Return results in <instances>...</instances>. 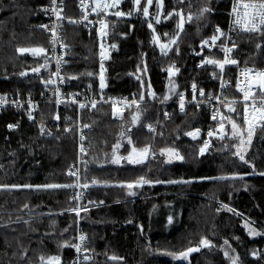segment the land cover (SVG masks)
Returning a JSON list of instances; mask_svg holds the SVG:
<instances>
[{
	"label": "trees",
	"instance_id": "obj_1",
	"mask_svg": "<svg viewBox=\"0 0 264 264\" xmlns=\"http://www.w3.org/2000/svg\"><path fill=\"white\" fill-rule=\"evenodd\" d=\"M47 2L0 0L3 9H0V93L22 92L36 98L43 93L42 81L49 77L51 61L49 69L21 76V72L31 71L42 63L43 57L14 52L20 47L49 49L48 36L40 29L46 21L43 7ZM77 2L67 0L62 12L65 17L63 43L69 49L64 75L71 92L91 89L100 97L101 61L96 36L78 24H69V19L80 17ZM191 3L190 9L187 0L183 4L179 0H164V17L174 9L183 8L185 14L190 10L195 12L205 3L212 9L201 20L186 22L177 45L179 54L176 46L169 56L162 54L152 40L148 22H153L154 10L148 18L142 14L119 20L111 17V53L104 63L107 85L103 89L104 96L134 94L139 97L143 93L145 100L150 101L149 93L154 91L158 101L165 96H170L168 100H176L192 83L204 90L217 86V80L212 78L217 67L205 64L200 68L198 63L209 56L220 59V49L209 52L203 48V55L195 56V53L201 52L202 40L213 34L215 26H227L231 0H191ZM132 5L131 0L127 1L121 11H132ZM177 21L178 17L174 16L155 25L164 42L176 35ZM234 57L242 67L264 70V36L257 33L240 35ZM173 65L172 70L179 71L168 79V69ZM71 76L77 78L70 79ZM228 99L237 101L235 107L240 116L237 117V113L231 115L241 123L240 96L233 92ZM140 108L139 123L131 127V132H127V127L134 109L124 113L123 122L114 117L112 107L108 105L82 112L83 122L94 129L88 137L87 172L84 171L83 177L87 176L89 182L93 177L102 182L87 189L83 203V207L89 209L81 215L90 240L88 255L92 259L88 264H189V261L190 264H230L221 250L225 247L224 239L235 249L234 254L239 255L240 264H264V175L258 174L264 172V128L255 132L245 156L255 165L253 169L232 155L235 141L228 137L224 141L214 139L211 151L203 156L198 154L207 131L218 125L211 120L204 106L191 104L182 116L178 106L173 105L169 107L168 118L162 116L163 107L158 104L146 103ZM57 114L59 120L55 119ZM69 115L75 117L76 109H57L48 103L42 105L32 120L13 110L0 113V185H33L32 188L0 189V264H39L41 254H58L62 264H71L73 260V247H60L65 241L74 244L76 239L77 216L70 211L75 207L72 189L36 187L73 182L67 171L76 160L77 139L74 131H65L71 125L67 122ZM10 124L17 127L10 129ZM148 124L156 126L155 133L149 132ZM195 128L201 129L199 139L192 140L184 135ZM121 131L130 135L138 147L152 145L155 157L149 156L141 165L112 163L113 145L120 140ZM127 147L124 142L117 150L118 154L126 155ZM163 147L177 149L184 160L166 162L167 157L159 155V149ZM139 175L153 180L191 182L145 185L135 196L128 195L127 189L118 186ZM221 176L237 178L219 181L217 178ZM89 200L94 203L89 204ZM224 204L235 212L223 208ZM169 216L173 217L171 224L168 223ZM246 221L263 235L250 236L244 227ZM201 237L209 238L216 247H201L199 252L190 255L189 261L182 262L164 254L165 250L181 251L196 246ZM112 255L122 259L112 261L108 258Z\"/></svg>",
	"mask_w": 264,
	"mask_h": 264
},
{
	"label": "snow or ice",
	"instance_id": "obj_2",
	"mask_svg": "<svg viewBox=\"0 0 264 264\" xmlns=\"http://www.w3.org/2000/svg\"><path fill=\"white\" fill-rule=\"evenodd\" d=\"M180 3H185V0H179ZM52 7L50 11L55 15L56 21H61L65 19L64 16H62L63 8L57 6V0H51ZM121 0H80V6L82 10V18L80 20L76 19H69V22L72 24H80L87 22V25H96L98 24V37L100 39L99 44V56H100V73H99V87L101 89L100 93V99L97 100L95 97L88 98L85 97V101L81 102L76 98L78 94H72L71 98L69 100L65 99H59L57 100V103H63V102H70L72 104H76L79 109L83 110L85 108H91L96 109L98 103H111L112 112L114 117L118 118L120 121H124V110L125 109H134V111L130 112V120L131 124L127 127V132H131V127L135 126L139 123L140 116H141V108L140 105L144 101L145 96L142 93L138 99L133 98L131 101L124 98L123 100H117L108 98L107 100L104 99L103 89L107 86L105 82V76H104V63L103 61L108 58V53L105 50V45L103 43L104 38L108 35V27L109 22L107 21L108 15H114L116 17H123V16H131L132 12L129 11L125 13L124 11L116 10L111 11L110 9H119ZM132 3L134 4V11L137 13H141L143 17L148 18L150 15L149 9L153 6V0H144V3L142 5V0H132ZM188 6L191 9L192 3L191 0H187ZM164 7V0H156V11L154 14L155 23L159 24L161 22V15L162 10ZM44 11H49V9H44ZM212 11L211 7L208 6L207 3L202 4L197 11H188L187 14H185L184 9L181 8L179 10H173L167 13V16H165V19H170L173 15L178 17V21L176 24L177 33L176 36L171 37L169 39L168 43H161L160 42V36L156 35L155 28L153 27V23L151 21L148 22V27L152 29L154 35L152 37V40L154 43L159 45V48L162 52V54L167 55V52L171 50L173 45L177 44V40L181 33L184 32L185 23H191L194 19L201 20L205 17L206 14L210 13ZM95 15L96 20H90V15ZM232 16L233 19V25L238 26L240 30L247 32V33H257L261 36H264V0H235V3L232 7ZM86 25V26H87ZM62 25L57 23L54 25L51 29V38H50V44L52 45V56L55 57V64H56V70L55 72L49 71V78L44 82L46 85H55L57 84L56 79H52V77H58L60 83L64 82V77L61 76V65L63 63H66V61L63 60V56H57L56 55V45L60 44L61 47L66 48L67 45L63 43V40L58 35L57 29L60 28ZM40 27L44 29H48L47 24L40 25ZM233 29H230L229 31H232ZM91 32V29H89ZM165 36H167V33H164ZM223 39V43L219 45V49L221 52L224 53L223 59H216L212 56L206 57L202 60L201 66L204 64L208 65H214L222 74L224 72L226 65H238L239 61L235 58H232L229 54L234 50L236 47V44L233 42L231 46L228 45L227 41H231L232 37L229 33L224 32L218 25L215 26V31L213 34L207 38L202 40L201 42V52L197 53V55H202V51L204 46L214 47L217 44V41H220ZM115 47V45H113ZM257 47H260V45H257ZM17 51L20 54L24 53H30L33 57H43V62L39 63L36 67H33L31 69L34 73H40L41 68L49 69V60L52 59L48 55V50L44 48L43 46H36V47H20L17 49ZM176 52L179 54V48L176 47ZM174 65L171 66L168 71L170 74L174 75L173 72ZM146 71V66H145ZM179 69H176V72H178ZM21 76L27 75V72H21ZM89 75H92L89 73ZM214 78H219L221 80V89L225 87V83L223 81L222 75L220 77H216V73H212ZM240 77L242 79H238L236 82V87L240 93L243 95V113H242V122L238 123L237 119L233 118L231 115L232 113H237V108L235 107L237 101L236 100H229L226 96L221 99L220 95L212 96L209 95L207 97V100L211 106V101L215 99L217 101V104L222 107L227 108L228 114H223L219 112V109L216 108L213 111L212 119L217 120V116L219 115V121L218 127L211 128L207 131L206 135L210 139L213 136H216L217 139L224 141L225 137H228L230 140H234L235 143L232 145V147L235 149V151L232 153V155L239 158L240 161H242L245 164H249L253 169H255V165H252L249 160L245 158L248 147L252 143L253 136L255 134V130L257 127L264 128V70H255L253 68H249L245 66L240 70ZM76 76H71L70 79H76ZM137 79H140V77H137ZM144 86V81L141 80V87ZM91 85H89V88ZM148 87H151L150 81L148 84ZM175 87V86H173ZM192 98L191 102L195 103L197 107L200 106L201 103L204 101H198L197 100V85L196 83H192ZM54 93H59V88L54 89ZM153 99L156 97V93L154 91L149 93ZM257 94H259L257 96ZM199 96L205 97V91L203 88L199 89ZM170 99V96H165L161 100V103L164 101ZM185 96L183 94H179V109L181 112L185 111ZM259 100V103L257 102ZM249 101H251L249 103ZM8 99L6 96H0V105H4L8 103ZM12 103H18L17 101L13 100ZM29 105H32V101L29 98L28 100ZM165 117H168V113H164ZM240 116V113H237V117ZM29 118H33L31 116V112H29ZM56 120H59L60 117L57 114L55 116ZM226 124H229L230 131H225ZM10 129L17 127V125H8ZM90 127L89 124H84L83 128ZM122 127L124 125L122 124ZM147 128L150 132L155 133L156 129L152 126V124H148ZM65 131L70 132L72 131L71 128H66ZM44 132V126L41 125V134ZM82 132V130H81ZM159 135H163V133H159ZM184 135L191 137L192 140H197L200 138L201 135V129L195 128L191 131H186ZM179 138V137H177ZM86 139V137L81 134L80 135V141L83 142ZM126 142L128 147L125 149L126 155H119L118 151L123 146V143ZM210 147V143L208 140H205L202 143V146L199 148V155L203 156L206 152V150ZM225 149H227L228 145H224ZM80 153L82 155H87V151L81 143L80 145ZM156 155V152L152 150V145L147 144L142 147H138L136 143L133 142V139L130 135H128L125 131H121L120 133V140H118L113 145V151H112V160L111 162L114 164H119L121 161H127L129 164H140L143 163L149 156L154 158ZM159 155L166 156L168 163H171L173 158L183 161L184 156L180 154V152L173 148V147H163L159 149ZM80 163L87 164V161H84L81 159ZM85 172H87V169H84ZM259 175H264V172L258 173ZM67 175L69 177H74V181L71 183H50L46 185H37L36 187H43L46 189H88L92 185H98L102 183L96 178H92L89 182L87 176L82 177L81 176V170L76 168L75 165H72L69 167L67 171ZM236 176L232 177H226L221 176L217 179H236ZM241 179L243 177H240ZM191 181L188 180H181V179H169L167 181L160 180V179H150L147 178L145 175H139L137 178H135L132 181L128 182H121L119 183V187L125 188L128 190V195L135 196L136 192L133 191V189H139L143 188L145 185H153V184H160V183H168V184H186L190 183ZM104 184H108L107 181L103 182ZM18 188V187H25V188H32L33 185L27 184L23 186L19 185H0V189L3 188ZM83 193L81 192H75L71 199L79 201L81 199V196ZM89 204L94 203L93 201L89 200ZM101 203H103L101 201ZM25 208L28 207V205L24 206ZM223 208H226L229 212H235L234 209L228 207V205L224 204L222 205ZM70 211L74 212L77 217L80 216L82 211H89L87 207H73L70 209ZM219 211V209H218ZM239 215V213H236ZM173 221V217H168V223L171 224ZM25 223H28L25 221ZM131 223V221H129ZM244 227L247 228L248 234L250 236H257L261 235L260 232H258L255 228L249 226V222H245ZM67 231V229H65ZM141 231H143V226H141ZM236 239H239L236 237ZM87 240L86 235L81 234L79 236V243L71 244L70 241L63 242L60 247H73L78 254V260L81 261V264H87L92 257L88 255L90 249L85 246V242ZM191 243V242H190ZM223 247L221 250L223 251L224 257L230 261V264H240V258L238 254L232 255L230 253H235V249L231 247L229 241L227 239L223 240ZM201 247L203 248H214L216 247L213 242L207 238V237H201L198 244L196 246H189L186 250L181 251H168L165 250L164 254L171 256L174 260L177 261H189V257L193 252H199L201 250ZM24 255H27V252L24 253ZM253 255L255 256L256 253L253 252ZM112 261H118L122 258L117 257L116 255H112L108 257ZM39 264H62L61 256L56 255H43L41 254L39 257ZM73 264H76L74 261ZM190 264V261H189Z\"/></svg>",
	"mask_w": 264,
	"mask_h": 264
},
{
	"label": "built area",
	"instance_id": "obj_3",
	"mask_svg": "<svg viewBox=\"0 0 264 264\" xmlns=\"http://www.w3.org/2000/svg\"><path fill=\"white\" fill-rule=\"evenodd\" d=\"M66 1L67 0H57V6L58 7H62L63 11L65 10ZM234 3H235V0H231L230 8H229V11H228V23H227V26L225 28H221L224 32L229 33L231 35V37H232L231 41H227L229 46H231L233 42L236 44L237 43V39H238V37L240 35L250 34V33H247V32H244V31L240 30L238 26L233 25L234 17L232 16L231 13H232V7H233ZM52 6L53 5L51 3V0H48V2L44 5L43 10L44 9H49V11H44L45 14H46L45 24H47L49 27H48V29H44V28L40 27V29L42 31H44L46 33V35L48 36V40H49L48 54H49L50 57H52V59H50L51 64H52L51 72H55L56 64H55V57L52 56V52H51L52 45L50 44V38H51L50 29L54 25H56L57 23L62 25L60 28L57 29V32H58V35L63 40V20L56 21L55 15L50 11ZM77 8H78V11H79V14H80V17H79L78 20H80L82 18V15H83L82 10H81V6H80V0H78V2H77ZM89 19L95 21L97 18L93 14V15L89 16ZM107 21L109 22L108 35L104 38L103 43L105 45V50L108 53V58L105 59L103 61V63L108 61L110 53H111V49L109 47V41H110V34H111V31H112L113 21H112V18L110 16H107ZM69 24H72V23L69 22ZM78 25L80 27H82L83 29L87 30V31H89V29H91V32H93L95 34V36H96V40H97L98 48H99V44H100L101 41H100V39L98 37V34H97L98 27H99L98 24H96L94 26L93 25H87V22L85 21L84 23H80ZM230 29H233V30L229 31ZM223 42H224L223 39H221L220 41H217L216 46H214V47L204 46V49L206 51H209V52H214L216 49H219V45L221 43H223ZM235 49H236V47L229 54L232 58H235L234 57ZM98 50L100 51V49H98ZM68 51H69V49H67V47L66 48L61 47L60 44L56 45V55L57 56L62 55L63 56V60L66 61V62H67V58H68ZM99 51H98V57H99V60H100ZM221 53H222V56H221L220 59H223L224 53L223 52H221ZM202 55H203V52H202ZM195 56H198L197 53H195ZM201 62H202V60L198 63V66L200 68H202L205 65L204 64L203 66H201ZM65 65H66V63H63L61 65V73H60L61 76L64 77V82L60 83L58 77H52V79H56L57 80V84H55V85H46L43 82L44 91L37 98L34 97V95L24 94L22 92H15V93H9V94L0 93V96H6L8 101H9L8 103H6L4 105H0V113H2L5 110L6 111L7 110H13V111H16L18 114L26 117L27 119L32 120L35 117V115L38 114L41 111V107H42V105L44 103L52 104L57 109H60L62 107L75 108L76 111H77V115L75 117H72L71 115H69L67 117V122L71 123L69 128H71L72 131H74L76 133V139H77L76 160L70 166L75 165L76 168L80 169L81 170V176L83 177L84 169H85L87 164L86 165L82 164V163H80V161H81V159L84 160V161H88L87 160V155H88V137H89V134H91L94 131V129L91 126L88 127V128H83V125L86 124V123L83 122L82 112H84V111H94V110H96L97 108H99L102 105H108V106L111 107V103L110 102L109 103L101 102V103L97 104V108L96 109H91L89 107V108H85L83 110L79 109L76 104H72L70 102H63V103H59L58 104L57 100L65 99L67 101V100H69L71 98L72 94H78L76 96V98L78 100H80L81 102L85 101V97H88V98L95 97L97 100L100 99V97L96 96L92 92L91 89H86V90H84V91H82L80 93L71 92L69 90V88H68V83H67L66 77L64 75ZM242 68H244V67H242L240 65V63L238 65H226L225 69H224V72L222 74L220 73V70L217 68V71H215L216 77H220L222 75L223 81L225 83V87L223 88V90L221 89V80L219 78H214L213 75H212V78L216 79L218 84H217V86L214 89L204 90L205 91V97H200L199 96V88L197 87V93H196L197 100L198 101H201V100L204 101L200 105L204 106L209 111L210 118L212 117L213 111L216 108H218L219 112H221L223 114H228V113H227V108L219 106L215 99H213L211 101V106H210V104H209V102L207 100V97L209 95H212V96L220 95L221 99H223L225 96L228 98V96L230 94H232L233 92L238 93V95L240 96V100H239L238 103L241 105L242 113H243V103H244L243 102V95H242V93H240L238 91V89L236 87L237 80L238 79H242V77H240V70ZM173 72L175 73L174 75L168 73V75H167L168 79H172L176 75V71L173 70ZM46 80H44V81H46ZM57 87L59 88V93L58 94L54 93V89L57 88ZM181 94H183L185 96V98H186L185 99V111L181 112L180 109H179L178 112H179L180 115L184 116L186 114V112H187V107L189 105L195 104V103L191 102V98H192V94H193L191 87H189L187 89V91H185V92H183ZM258 95L259 94H257V96ZM29 98L32 101V105H29V103H28ZM108 98L117 99V100H123L124 98H126L127 100L131 101L133 98L138 99L139 97H137L134 94H125V95H121V96H108V95L104 96L105 100H107ZM13 100L17 101L18 103H12ZM250 102L251 101H249V103ZM257 102L259 103V100H257ZM146 103H152V104L160 105L161 107H163L162 116L165 117L164 113L167 112L169 114L168 115V117H169L170 113H171V110L169 109L170 106L174 105V106H178V108H179V97L176 100H168V101H164L163 103H161V101H158V100L153 99L151 97L150 101H147V100L144 99V101L141 103V105H144ZM129 110H132V109H125L124 113H126ZM29 112H31V116L33 117L31 119L29 118ZM168 117H165V118H168ZM211 120L214 121L215 123H217L219 121V115L217 116V120H213L212 118H211ZM154 128L157 129L156 126H154ZM81 130H82V132H81ZM151 133H153V132H151ZM81 134H83L86 137V139L83 142L80 141V135ZM81 143H83V145H84V147H85V149L87 151V155H82L80 153V145H81ZM70 178H71L72 181H74V179H75L74 177H70ZM75 192L83 193V195L81 196V199L79 201L74 200L75 207H77V206L83 207L84 200H85V198L87 196V189H75V190L72 189V196L74 195ZM83 212L84 211H82L80 216L77 217L75 243H79V236L81 234H84L87 237V240L85 242V246L88 247L90 240H89V237H88L87 233L85 232V227H84V224L82 222L81 215H82ZM73 253H74V256H73V260H72L71 264H73L74 261L76 262V264H81V261L78 260V254L76 253L74 248H73ZM88 263L89 262H87V264Z\"/></svg>",
	"mask_w": 264,
	"mask_h": 264
},
{
	"label": "rangeland",
	"instance_id": "obj_4",
	"mask_svg": "<svg viewBox=\"0 0 264 264\" xmlns=\"http://www.w3.org/2000/svg\"><path fill=\"white\" fill-rule=\"evenodd\" d=\"M127 1H129V0H121V3H120V6H119V9H110V12L111 11H116V10H120L121 11V6L124 4V3H126ZM132 1V0H131ZM143 3H144V0H142V5H143ZM133 4V3H132ZM155 8V9H154ZM1 10H3L2 8H0ZM154 10V14H155V11H156V0H153V6H152V8H150L149 9V12H150V15H151V12ZM132 15H134V16H136V15H139V14H141V13H137V12H135L134 11V4L132 5ZM162 15H161V22L159 23V24H161L162 22H164L165 21V17H164V7H163V10H162ZM153 14V15H154ZM149 15V16H150ZM108 16H110V17H113V18H115L116 20H119V19H125V18H129V17H131V16H123V17H116V16H114V15H108ZM175 15H173L172 17H174ZM171 17V18H172ZM153 27L155 28V25H156V23H155V19L153 18ZM158 24V25H159ZM185 27H186V23H185ZM150 29V28H149ZM151 30V32L153 33V31H152V29H150ZM184 31H185V28H184ZM184 33V32H183ZM183 33H181L180 34V36H179V38H178V40H177V44L176 45H173L172 46V48H171V50L170 51H168L167 52V55L166 56H169L171 53H172V51L174 50V48L178 45V43H179V41H180V39H181V37H182V35H183ZM155 34L156 35H158L157 34V32H155ZM153 35H154V33H153ZM176 36V35H175ZM22 39V38H21ZM160 42L161 43H168V42H164L162 39H161V37H160ZM156 44V43H155ZM156 46H157V48L160 50V48H159V45L158 44H156ZM15 50H16V52H14V53H19L18 51H17V49L15 48ZM160 52H161V50H160ZM162 53V52H161ZM25 54H27V53H25ZM30 54V53H29ZM31 55V54H30ZM165 55V54H164ZM8 58H10V56L8 57ZM40 58V57H39ZM15 63V62H14ZM42 70H44V68H41V71ZM41 71H40V73H41ZM28 73H27V75L29 74V73H32V71H27ZM228 124H226V127H225V131H229L230 129V125L229 126H227ZM215 127H218V125H216ZM214 127V128H215ZM261 127H257L256 128V130H255V132H257L259 129H260ZM255 135V134H254ZM254 137V136H253ZM214 139H217V137L216 136H213L212 138H208V137H206V139L205 140H208L209 141V143H210V147L206 150V152H205V154H207L209 151H211L212 150V142H213V140ZM204 154V155H205ZM174 161H178L177 159H175V158H173V160H172V162H174ZM125 164H127V165H141L142 163H140V164H129V163H127V161H121V163H119L118 165H125ZM221 180H224V179H219V181H221ZM218 188V187H217ZM140 188L139 189H133V191H135L136 192V194H138L140 191ZM72 194V193H71ZM249 226L250 227H253L252 225H250L249 224ZM254 228V227H253ZM259 232V231H258ZM261 235H263L262 233H261ZM260 235V236H261ZM257 236H259V235H257ZM254 237H256V236H254ZM203 248V247H202ZM230 254H232V255H235L234 253H230ZM179 262H182V261H179Z\"/></svg>",
	"mask_w": 264,
	"mask_h": 264
},
{
	"label": "bare ground",
	"instance_id": "obj_5",
	"mask_svg": "<svg viewBox=\"0 0 264 264\" xmlns=\"http://www.w3.org/2000/svg\"><path fill=\"white\" fill-rule=\"evenodd\" d=\"M200 264V263H199Z\"/></svg>",
	"mask_w": 264,
	"mask_h": 264
}]
</instances>
